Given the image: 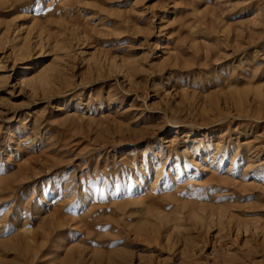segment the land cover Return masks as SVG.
Returning a JSON list of instances; mask_svg holds the SVG:
<instances>
[{
  "label": "rangeland",
  "instance_id": "obj_1",
  "mask_svg": "<svg viewBox=\"0 0 264 264\" xmlns=\"http://www.w3.org/2000/svg\"><path fill=\"white\" fill-rule=\"evenodd\" d=\"M0 264H264V0H0Z\"/></svg>",
  "mask_w": 264,
  "mask_h": 264
},
{
  "label": "bare ground",
  "instance_id": "obj_2",
  "mask_svg": "<svg viewBox=\"0 0 264 264\" xmlns=\"http://www.w3.org/2000/svg\"><path fill=\"white\" fill-rule=\"evenodd\" d=\"M140 184H142L141 182H139L136 186H139ZM134 185H132V186H129L128 188H125V190H123V193L125 192V193H127V192H129L131 189H132V187H133ZM122 190V189H121ZM120 190V191H121ZM130 193V192H129ZM90 194V193H89ZM113 195V194H112ZM140 228V227H139ZM139 230H142V228L141 229H139Z\"/></svg>",
  "mask_w": 264,
  "mask_h": 264
}]
</instances>
